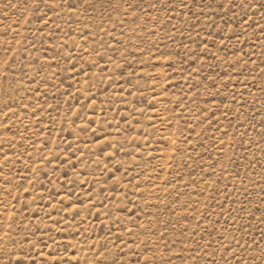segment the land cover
Here are the masks:
<instances>
[{
	"label": "rangeland",
	"instance_id": "obj_1",
	"mask_svg": "<svg viewBox=\"0 0 264 264\" xmlns=\"http://www.w3.org/2000/svg\"><path fill=\"white\" fill-rule=\"evenodd\" d=\"M0 264H264V0H0Z\"/></svg>",
	"mask_w": 264,
	"mask_h": 264
}]
</instances>
